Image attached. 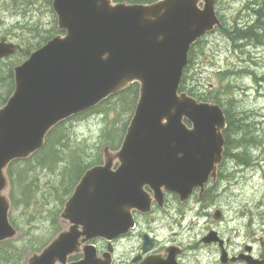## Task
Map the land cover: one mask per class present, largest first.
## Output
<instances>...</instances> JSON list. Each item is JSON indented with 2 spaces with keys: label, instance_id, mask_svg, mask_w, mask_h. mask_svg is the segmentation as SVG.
Here are the masks:
<instances>
[{
  "label": "water",
  "instance_id": "water-1",
  "mask_svg": "<svg viewBox=\"0 0 264 264\" xmlns=\"http://www.w3.org/2000/svg\"><path fill=\"white\" fill-rule=\"evenodd\" d=\"M215 1L53 0L65 36L54 37L14 69L15 90L0 109V242L16 235L8 220V165L41 149L52 127L127 85L139 84V99L121 149L115 155L105 151L104 166L87 171L65 204L61 217L68 230L27 264H66L80 251V238L85 243L124 234L131 210L149 208L145 187L156 200L164 189L184 201L215 177L224 144L223 112L212 102L177 95L191 46L222 27ZM15 49L1 40L0 59ZM93 252L85 246L84 260L73 264H99ZM171 261L172 256L167 264Z\"/></svg>",
  "mask_w": 264,
  "mask_h": 264
},
{
  "label": "rangeland",
  "instance_id": "rangeland-1",
  "mask_svg": "<svg viewBox=\"0 0 264 264\" xmlns=\"http://www.w3.org/2000/svg\"><path fill=\"white\" fill-rule=\"evenodd\" d=\"M254 1L217 0L215 11L224 27L204 35L193 49L184 87L197 96H213L231 118L239 117L244 122L239 124L241 132L233 140V145L241 144L235 147V155L240 154V160L248 162V166L229 161L224 167L226 178L219 182L215 191L219 196L210 207H205L211 214L216 209L222 212L220 225L213 219L210 222L222 232L223 239H229L230 253H237L250 245L253 255L264 260V47L259 45L256 49L249 41L232 42L226 34L235 25L244 28L251 23L253 18L249 8ZM256 1L261 3L264 0ZM49 4L50 0H0V38L9 35L10 40L21 44L24 52L32 51L40 39L39 33L31 29L36 27L42 33L56 26ZM24 54L0 63L3 70L0 73V100L10 95L9 71L26 60L27 54ZM115 102L113 107L102 109L100 113L67 124L62 129L65 131L62 143L66 146L59 149L60 154L53 164L50 160L46 167H38L36 160L32 159L19 166L14 207L10 212L12 221L21 231L15 242L17 246L33 240L34 247L40 249L51 240L55 228L52 219L58 217L55 213L70 195L75 176L81 174L86 165L101 162L106 145H118L123 136L122 129L128 125L131 115L127 108L128 99ZM118 112L123 119L121 124L114 122ZM54 153L50 147L51 159ZM168 200L175 219L180 222L177 226L178 242L188 248L198 243L205 220L190 223L200 210L197 197L187 205ZM56 224L59 225L58 218ZM157 227L152 225L153 229ZM59 228L65 229L66 225L60 224ZM132 242L124 241L119 245L118 258L125 259L131 254L135 249ZM205 248L202 254L188 253L192 259L197 254L201 264H220L217 248ZM0 264L5 263L0 260Z\"/></svg>",
  "mask_w": 264,
  "mask_h": 264
},
{
  "label": "flooded vegetation",
  "instance_id": "flooded-vegetation-1",
  "mask_svg": "<svg viewBox=\"0 0 264 264\" xmlns=\"http://www.w3.org/2000/svg\"><path fill=\"white\" fill-rule=\"evenodd\" d=\"M8 41L9 35H6ZM14 40V39H13ZM15 43L19 46V51H21V45ZM2 61V60H1ZM226 160L224 161V163ZM223 165L218 171V179L225 177V174L222 172ZM217 183V182H216ZM214 186L208 185L202 195V198H197L200 203V210L196 211L195 217L191 219V224H196L200 219H204L205 222L202 226V234L200 235L199 242L195 243L191 247H186L183 244L178 242L179 233L177 226L180 225L178 219H175V213L172 212L170 202L168 199H173L174 197L171 194L166 193L164 197V206L163 209L154 208L152 214L145 216L141 214H134V229H132L126 236L115 239L112 242L113 245V253H112V264H167V260L170 256H174L171 261V264H201L199 262V258L196 256L192 259L190 257V253L188 251H192L195 253H205L202 250L208 246L216 247L219 252V243H206L204 241V237H206L208 232L214 231L218 238L223 241L221 243V247L226 250L228 253L229 259L226 263L223 264H233L236 262H241L244 259H240V256H243L246 252L240 251L234 254H231L228 250L229 240L223 239L222 232L219 229H216L214 226V222H210L212 218V214L210 210L205 209L203 206L204 197L209 190H212ZM174 210V209H173ZM223 216L220 221H217L215 224L220 225L222 223ZM152 225L158 226L153 229ZM158 228L160 230H158ZM215 235V234H214ZM208 242L212 240L213 237H207ZM181 240V239H180ZM124 241H133L134 250H131V254L125 258L121 259L117 256V251L119 245ZM98 256H101L105 252L106 243L104 241L99 240L97 243ZM146 248L147 251L144 253L142 249ZM206 249V248H205ZM249 252L248 255L254 257L251 248L247 249ZM255 258V257H254ZM239 260V261H231V260ZM258 260L259 257H258ZM264 264V260L261 259Z\"/></svg>",
  "mask_w": 264,
  "mask_h": 264
},
{
  "label": "trees",
  "instance_id": "trees-1",
  "mask_svg": "<svg viewBox=\"0 0 264 264\" xmlns=\"http://www.w3.org/2000/svg\"><path fill=\"white\" fill-rule=\"evenodd\" d=\"M115 2H126V3H151L156 0H113ZM251 11L253 13V23L248 26L246 25L244 28L234 26L231 29H228L226 34L228 37L232 40V42H237V41H249L253 46L256 47H264V1L260 3V1H256L254 3V6L251 7ZM263 19V20H262ZM49 36H52L50 34ZM39 46V44L37 45ZM28 54V53H27ZM191 57V55H190ZM3 70L0 68V73H2ZM11 75V70L9 71V77ZM264 79V78H263ZM261 79V80H263ZM5 80V79H3ZM185 81V77L183 78V83ZM184 85V84H183ZM12 87V85H11ZM183 86H181V90H183ZM193 89V88H192ZM12 90V89H11ZM189 95L195 96L198 100L202 101H210L213 100L215 103L219 104L213 96L208 98V96H197L193 94L192 92H188ZM137 95H138V85L137 84H132L128 86L124 91L121 93H118L117 95L111 97L110 99L106 100L103 102L100 106L97 108L89 111L86 114L80 115L79 117H83L87 114L91 113H97L101 112L102 109H105L107 107H113L114 104L116 103L115 101L120 99H128L129 104L127 108H129L130 115L133 112L136 100H137ZM6 99L2 98L0 100V103L4 102ZM115 102V103H114ZM226 119H227V128L225 130L224 137L226 140V145L230 149L231 147H239L241 144L237 142L235 145H233V140L237 137L238 134H240L241 129L239 124L243 122L239 117H235L234 119L231 118L230 114L225 111ZM120 113L118 112V116H116L115 121H118L120 124L122 123V117H120ZM113 122V123H114ZM244 123V122H243ZM242 123V124H243ZM114 125V124H113ZM63 124L55 127L50 131L46 138L45 146L44 149L36 153L31 157V160H36L37 166L38 167H46L48 165V161H50V164H53L55 159L58 157L60 154L59 149L65 147V143L63 144V137L65 131H62L63 129ZM125 127L122 129V133L124 132ZM234 137V139H232ZM50 147H53L55 153L51 159L50 156ZM232 155V151L229 152V156ZM233 157V156H232ZM242 158V157H241ZM31 160H27L26 162H14L12 163L9 168H8V175L10 178V181L13 186H15L16 182L19 181V178L16 177V174L18 173V168L22 163H29ZM242 160H239V162ZM242 163V162H240ZM244 163V162H243ZM79 177V176H78ZM76 178V180L78 179ZM28 185V184H27ZM24 190V189H23ZM24 193L27 194L24 190ZM28 198L30 196L27 194ZM57 216V214H55ZM53 220V225H55L57 218L52 219ZM57 231V228H54L53 234ZM14 241H8L4 243H0V260L3 261L5 264H25L26 261V256L29 251H37L39 248L34 247L33 245V240L27 241L25 244H23L21 247L17 246Z\"/></svg>",
  "mask_w": 264,
  "mask_h": 264
},
{
  "label": "bare ground",
  "instance_id": "bare-ground-1",
  "mask_svg": "<svg viewBox=\"0 0 264 264\" xmlns=\"http://www.w3.org/2000/svg\"><path fill=\"white\" fill-rule=\"evenodd\" d=\"M254 6V5H253ZM252 12V11H251ZM252 18H253V13H252ZM263 20V19H262ZM253 23V20L251 21V23H249V25L248 26H250L251 24ZM237 42H245L244 40L243 41H237ZM252 47H254V48H258V47H256V46H253L252 45ZM243 123V122H242Z\"/></svg>",
  "mask_w": 264,
  "mask_h": 264
}]
</instances>
